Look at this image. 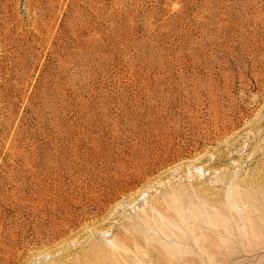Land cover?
I'll list each match as a JSON object with an SVG mask.
<instances>
[{
    "label": "rangeland",
    "instance_id": "rangeland-1",
    "mask_svg": "<svg viewBox=\"0 0 264 264\" xmlns=\"http://www.w3.org/2000/svg\"><path fill=\"white\" fill-rule=\"evenodd\" d=\"M0 264H264V0H0Z\"/></svg>",
    "mask_w": 264,
    "mask_h": 264
}]
</instances>
